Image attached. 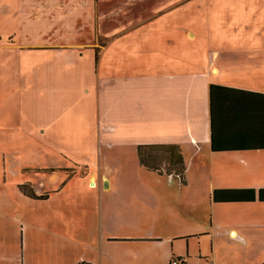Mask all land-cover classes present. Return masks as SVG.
Instances as JSON below:
<instances>
[{"label":"crops","instance_id":"obj_1","mask_svg":"<svg viewBox=\"0 0 264 264\" xmlns=\"http://www.w3.org/2000/svg\"><path fill=\"white\" fill-rule=\"evenodd\" d=\"M88 5L84 0L79 7L84 20L94 14ZM69 9L61 12L66 22L63 18L50 28L31 27L38 38L29 46L95 47L85 38L69 42ZM47 31L48 37L56 31V40L44 42ZM112 53L123 55L119 49ZM222 53L215 51L210 66L196 71L171 66L153 72L98 73L94 127L90 124L95 132L87 134L89 124L82 119L74 122L81 153L69 150L67 107L56 110L55 119L45 126V131L59 134L58 145L45 143L41 153L34 150L29 165L18 150L4 154L3 174L12 175L4 183L16 185L19 202L35 209L17 217L25 252L22 264H171L173 257L190 264L193 239L225 236L233 244L255 232L264 202H215L213 195L264 189V54ZM103 58L99 56V63ZM137 60L131 52L124 61ZM213 85L217 88L211 96ZM1 107L10 116L15 113L8 104ZM25 133L31 145L43 143L37 123ZM18 137L2 133L0 141L17 142ZM140 146L170 148L154 154L152 164L162 173L141 165ZM54 153L69 165L55 163ZM181 161L185 182L177 175ZM63 172L67 180L59 189L53 182L58 176L62 180ZM21 186L48 197L33 199Z\"/></svg>","mask_w":264,"mask_h":264},{"label":"rangeland","instance_id":"obj_2","mask_svg":"<svg viewBox=\"0 0 264 264\" xmlns=\"http://www.w3.org/2000/svg\"><path fill=\"white\" fill-rule=\"evenodd\" d=\"M83 1L0 0V137L2 133L20 136L17 142L0 141V264H22L25 252L17 217L35 213L32 206L19 202L16 185L4 183L5 178H12L3 174L4 154L18 150L28 159L34 150L41 153L45 143L58 145L59 134L45 131V126L55 119L56 110L67 107L69 150L81 153L74 122L82 119L89 124L87 134L95 132L90 124L94 127L98 73L153 72L171 66L181 72L196 71L210 66L215 51H220V56L221 52L232 56L264 54V0H86L94 9L88 20L79 8ZM68 7L69 42L85 38L97 45L86 50L30 47L38 38L31 34V27L50 28L63 18L66 22L67 16L62 17L61 12ZM141 22V27L132 28ZM48 33L43 32L44 42L56 40V31L50 37ZM63 41H68L66 36ZM116 49L123 55L112 53ZM131 52L138 58L136 63L124 61ZM100 55H104L101 63ZM3 104L15 113L10 116ZM29 107L31 113H24ZM35 123L43 143L31 145L25 131ZM29 159L26 165L33 161ZM53 159L60 166L69 165L57 153ZM85 159L94 157L85 155ZM63 173L62 180L58 176L53 182L59 189L67 180ZM258 225L238 243L229 244L225 236L193 239L190 264H264V214ZM200 255L205 258L199 259Z\"/></svg>","mask_w":264,"mask_h":264},{"label":"trees","instance_id":"obj_3","mask_svg":"<svg viewBox=\"0 0 264 264\" xmlns=\"http://www.w3.org/2000/svg\"><path fill=\"white\" fill-rule=\"evenodd\" d=\"M216 86H211L210 92L211 96L214 93V89H216ZM170 148L165 147V146H140L138 148V156L141 165L146 167L147 169L151 171H156L158 173H162L161 167H157L152 164L155 160V153L157 152H168ZM214 151L216 150V147L213 145ZM173 165V162H171ZM184 164L181 161L180 164L177 167V175L179 176L180 180L182 182H185L184 180ZM21 191L25 194L28 195L29 197L33 199H38V200H45L47 199L48 195H42V196H36L33 193H28L26 190L25 186H21ZM213 200L215 202H253L256 200L264 202V189H260L258 191L254 189H241V190H220V191H215L213 195Z\"/></svg>","mask_w":264,"mask_h":264},{"label":"built area","instance_id":"obj_4","mask_svg":"<svg viewBox=\"0 0 264 264\" xmlns=\"http://www.w3.org/2000/svg\"><path fill=\"white\" fill-rule=\"evenodd\" d=\"M171 264H186V262L183 258L173 257L171 259Z\"/></svg>","mask_w":264,"mask_h":264}]
</instances>
